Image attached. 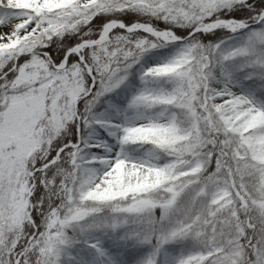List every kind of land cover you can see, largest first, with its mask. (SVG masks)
<instances>
[{
  "label": "snow or ice",
  "instance_id": "snow-or-ice-1",
  "mask_svg": "<svg viewBox=\"0 0 264 264\" xmlns=\"http://www.w3.org/2000/svg\"><path fill=\"white\" fill-rule=\"evenodd\" d=\"M0 264H264V0H0Z\"/></svg>",
  "mask_w": 264,
  "mask_h": 264
}]
</instances>
